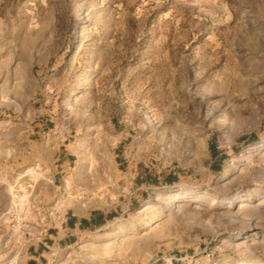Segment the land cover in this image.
I'll list each match as a JSON object with an SVG mask.
<instances>
[{
    "label": "rangeland",
    "instance_id": "obj_1",
    "mask_svg": "<svg viewBox=\"0 0 264 264\" xmlns=\"http://www.w3.org/2000/svg\"><path fill=\"white\" fill-rule=\"evenodd\" d=\"M3 169L0 264H264V0H0Z\"/></svg>",
    "mask_w": 264,
    "mask_h": 264
},
{
    "label": "crops",
    "instance_id": "obj_2",
    "mask_svg": "<svg viewBox=\"0 0 264 264\" xmlns=\"http://www.w3.org/2000/svg\"><path fill=\"white\" fill-rule=\"evenodd\" d=\"M73 152L68 151L65 144L61 145L54 162L56 163V173L67 170L73 162ZM223 152L214 153L213 164L217 165L225 160ZM5 175V171L0 170V177ZM6 182L0 181L4 186ZM3 206L4 202L0 201ZM108 215L103 212L91 213L87 216H78L74 212L48 227L46 232L31 238L24 246L23 251L18 255V264H50L52 256L62 254L67 251L78 238L85 232L105 225ZM6 222L5 216L0 217V224ZM13 256V254H11Z\"/></svg>",
    "mask_w": 264,
    "mask_h": 264
}]
</instances>
